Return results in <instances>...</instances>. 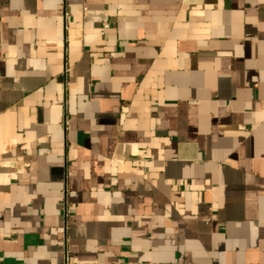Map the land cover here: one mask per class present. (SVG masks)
I'll list each match as a JSON object with an SVG mask.
<instances>
[{"label":"crops","instance_id":"0c3cea01","mask_svg":"<svg viewBox=\"0 0 264 264\" xmlns=\"http://www.w3.org/2000/svg\"><path fill=\"white\" fill-rule=\"evenodd\" d=\"M0 264H264V0H0Z\"/></svg>","mask_w":264,"mask_h":264}]
</instances>
